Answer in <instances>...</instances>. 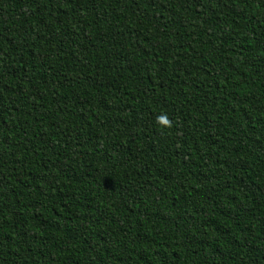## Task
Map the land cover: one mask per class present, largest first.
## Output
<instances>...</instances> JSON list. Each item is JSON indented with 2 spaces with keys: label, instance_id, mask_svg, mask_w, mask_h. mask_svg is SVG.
<instances>
[{
  "label": "trees",
  "instance_id": "trees-1",
  "mask_svg": "<svg viewBox=\"0 0 264 264\" xmlns=\"http://www.w3.org/2000/svg\"><path fill=\"white\" fill-rule=\"evenodd\" d=\"M0 264H264V0H0Z\"/></svg>",
  "mask_w": 264,
  "mask_h": 264
},
{
  "label": "clouds",
  "instance_id": "clouds-1",
  "mask_svg": "<svg viewBox=\"0 0 264 264\" xmlns=\"http://www.w3.org/2000/svg\"><path fill=\"white\" fill-rule=\"evenodd\" d=\"M156 123L162 129H171L173 126L172 121L168 119L167 114L157 116Z\"/></svg>",
  "mask_w": 264,
  "mask_h": 264
}]
</instances>
